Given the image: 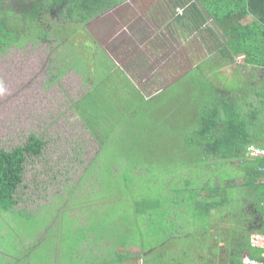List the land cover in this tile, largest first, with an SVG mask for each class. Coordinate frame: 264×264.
Masks as SVG:
<instances>
[{
  "label": "trees",
  "instance_id": "obj_1",
  "mask_svg": "<svg viewBox=\"0 0 264 264\" xmlns=\"http://www.w3.org/2000/svg\"><path fill=\"white\" fill-rule=\"evenodd\" d=\"M124 1H12L0 7V53L26 36L49 40L51 29L55 38L72 36L81 24ZM170 6L178 8L171 12L176 34L201 39L217 62L202 57L174 82L177 86L140 101L133 98L135 88L123 72L113 75L100 65L105 74H98L103 78L99 86L91 82L94 89L77 103L87 125L94 121L93 108L104 109V119L88 126L102 148L96 155L100 165L85 169L76 183L66 186L69 191L64 187L59 197L31 212L17 207V190L27 187V157L41 155L45 143L29 134L22 145L0 149V226L7 229L0 241L8 254L15 247L17 253L23 251V264H39L56 244L68 264H78L71 262L72 255L99 241H107L111 249L106 250L115 257L91 264H211L218 254L213 242L231 246L239 264L243 250L259 257L248 237L264 234V154L249 158L245 152L253 144L264 151V0H170ZM88 43L89 52L82 48L72 53L71 62L85 78L103 58L96 56V41ZM236 58L241 59L240 70L262 71L260 86L238 83L241 77L224 71ZM113 91L124 104L112 116ZM228 165L240 172H230ZM65 198H72V212L61 203ZM55 209L63 212L56 227H49ZM39 232L46 238H37ZM11 256L10 251L9 263ZM135 257L138 262L131 263Z\"/></svg>",
  "mask_w": 264,
  "mask_h": 264
},
{
  "label": "rangeland",
  "instance_id": "obj_2",
  "mask_svg": "<svg viewBox=\"0 0 264 264\" xmlns=\"http://www.w3.org/2000/svg\"><path fill=\"white\" fill-rule=\"evenodd\" d=\"M12 1L17 4L21 2L1 0L0 7L11 6ZM174 11H178V8L172 9L170 0H126L81 24V28L72 36L62 34L55 38L51 35V29L48 31L49 40L26 36L0 53V86L6 90L4 95H0V149L9 151L22 145L29 134L40 137L45 143L41 155L26 159L24 184L27 187L18 188L20 202L17 207L34 212L39 205L59 197L66 186L76 183L85 169L93 164L100 165L96 155L102 148L97 135H94L95 131H89L88 126L104 119V109L93 108L94 121L90 125L84 122L77 109V103L90 92V88L99 86L102 81L100 76L105 71H100V65H105L104 68L113 75L116 70L123 72L135 88L132 89L136 91L133 98L140 101L150 99L170 86H177L174 82L195 67L202 57L204 61L206 57H211L212 62H217L218 56H209L201 39H187L183 34H176L178 26L171 13L174 14ZM50 18H54L53 14ZM63 39L68 43L61 42ZM88 39L96 41V56L103 55V58L101 63L93 65L98 67L97 70L92 66L89 77L85 78L80 67H75L71 62L74 60L72 53L77 54L82 48L89 52L91 45ZM235 60L227 62L224 71L241 77L238 83L244 81L246 86L259 85L262 71L251 67L240 70L241 59ZM87 61L92 63L91 59ZM65 65L69 66L62 70ZM94 81H97L96 84L91 86ZM112 81L109 80V83L112 84ZM121 91L119 87L118 93L121 94ZM117 98L118 94L112 103L115 110L110 108L112 116L117 109H123L119 107L123 106L124 101H117ZM230 166L225 168L230 172H240ZM115 171L118 169L115 168ZM224 176L229 177V173L226 172ZM236 181L243 182L240 177ZM213 182L217 185L216 176ZM72 197L76 195L72 194ZM71 201L72 198H65L61 203L70 210ZM77 210L81 212L79 208ZM55 211L58 212L51 217L49 227H56L58 216L63 212L62 209ZM81 222H85L84 218ZM8 227L11 229L10 225ZM6 234V227L1 225L0 235ZM58 234L59 230L52 233L54 237ZM36 237L46 238L43 232ZM20 243L19 239L17 245L23 248ZM6 246L5 242L0 241V264L8 261ZM85 248L80 254H73L71 262L91 264L93 260L112 261L115 257L113 252L106 250L111 249L107 241L86 244ZM60 249L59 244L47 248V254L39 260V264H68ZM135 250L132 248L133 256ZM138 259L135 257L130 262H138ZM123 261L121 264H124ZM183 264L193 263L189 261Z\"/></svg>",
  "mask_w": 264,
  "mask_h": 264
},
{
  "label": "crops",
  "instance_id": "obj_3",
  "mask_svg": "<svg viewBox=\"0 0 264 264\" xmlns=\"http://www.w3.org/2000/svg\"><path fill=\"white\" fill-rule=\"evenodd\" d=\"M256 233H259V232H256ZM212 245H213L212 250H215L218 254H216V257L213 259L212 263L210 262L211 264H239L238 256H235L234 254H230L231 252H229L230 250H232V249H230L231 246H229V247H227V245L225 246L224 242H221V243L213 242L211 244V246ZM216 247H219V248H216ZM206 249L209 253L210 248L206 247ZM239 254H241L240 259H241L242 264H246L244 261L245 258H250V259H254V260H261L262 259L260 251H259V257H257V258L256 257H250L248 251H244V250L242 252H240ZM195 259H196V257H194L192 260H195Z\"/></svg>",
  "mask_w": 264,
  "mask_h": 264
},
{
  "label": "built area",
  "instance_id": "obj_4",
  "mask_svg": "<svg viewBox=\"0 0 264 264\" xmlns=\"http://www.w3.org/2000/svg\"><path fill=\"white\" fill-rule=\"evenodd\" d=\"M254 155L257 154H263V151L257 149L253 153ZM248 242L250 246L257 248L261 252L262 259L261 260H254L250 258H245V263L246 264H264V234L256 233V232H251V234L248 237Z\"/></svg>",
  "mask_w": 264,
  "mask_h": 264
},
{
  "label": "flooded vegetation",
  "instance_id": "obj_5",
  "mask_svg": "<svg viewBox=\"0 0 264 264\" xmlns=\"http://www.w3.org/2000/svg\"><path fill=\"white\" fill-rule=\"evenodd\" d=\"M17 250H18V248H16V247L13 250H9L8 256L10 255V251H11L12 256H11L10 261H13V262L9 263L8 261H6L4 264H23L22 263V256H21L23 251H20L17 253ZM23 259H24V257H23Z\"/></svg>",
  "mask_w": 264,
  "mask_h": 264
},
{
  "label": "clouds",
  "instance_id": "obj_6",
  "mask_svg": "<svg viewBox=\"0 0 264 264\" xmlns=\"http://www.w3.org/2000/svg\"><path fill=\"white\" fill-rule=\"evenodd\" d=\"M5 89L2 87V86H0V95H4L5 94ZM257 149H259L256 145H249L248 147H247V152H245V156L246 157H251V156H254V152H255V150H257ZM259 150H261V151H263L262 149H259ZM263 154H264V151H263ZM258 155V154H257Z\"/></svg>",
  "mask_w": 264,
  "mask_h": 264
}]
</instances>
